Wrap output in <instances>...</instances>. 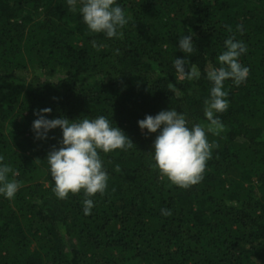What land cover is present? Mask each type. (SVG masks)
Returning a JSON list of instances; mask_svg holds the SVG:
<instances>
[{"label": "trees", "instance_id": "obj_1", "mask_svg": "<svg viewBox=\"0 0 264 264\" xmlns=\"http://www.w3.org/2000/svg\"><path fill=\"white\" fill-rule=\"evenodd\" d=\"M116 3L130 17L122 38L90 32L79 0L76 12L66 0H0V155L21 185L14 199L0 194V264H264V0ZM188 34L197 50L185 56ZM230 36L247 47L239 62L249 75L224 82L229 107L215 115L225 131L208 134L219 147L203 180L180 189L151 166L159 130L137 121L174 109L189 127L207 125L206 74ZM177 58L199 79L178 80ZM44 108L46 119L103 115L135 145L100 153L108 187L91 197L90 215L83 192L61 200L52 191L46 156L62 132L34 138Z\"/></svg>", "mask_w": 264, "mask_h": 264}, {"label": "clouds", "instance_id": "obj_2", "mask_svg": "<svg viewBox=\"0 0 264 264\" xmlns=\"http://www.w3.org/2000/svg\"><path fill=\"white\" fill-rule=\"evenodd\" d=\"M78 0H66L69 10L77 11ZM79 14L83 23L92 33H103L108 38H122L123 33L118 31L128 24L130 17H126L116 0H79ZM242 25L237 26L242 31ZM231 32V28L228 29ZM225 51L218 56L219 67L209 66L207 79L211 82L209 98L204 101V116L208 123L188 126L185 114L174 109L160 111L155 116L146 115L138 120L141 131L157 133L152 144L154 163L151 165L158 170L161 180L167 179L172 185L180 189H189L200 183L204 178L207 162L212 158V150L218 148L215 142H209L208 134L219 136L225 131V126L215 115L224 113L229 107L224 91V82L231 79L236 86L247 80L249 69L239 62L241 54L246 53V45L230 36L224 42ZM92 46L99 50L95 41ZM179 50L190 56L195 47L192 34L182 35L178 44ZM118 53V50H117ZM188 59H175L173 66L178 80H196L200 72L195 65L186 67ZM169 90L178 92L175 85H169ZM50 108L34 112L38 118L32 123L35 139H46L50 130L59 128L62 132L60 147H53L46 156L51 178L54 181L53 193L58 199H67L83 192V211L91 214L94 207L91 197L96 194L104 195L108 187L109 176L103 166L100 153H110L116 150L127 151L135 145L122 129L112 125V120L100 115L96 118L69 120L66 117L46 119L44 114L50 113ZM38 159V158H37ZM4 157L0 155V194L6 199H14L21 187L15 179H9L18 172L7 164H3ZM115 171L120 167L116 165ZM164 216L171 215L168 209H162Z\"/></svg>", "mask_w": 264, "mask_h": 264}]
</instances>
